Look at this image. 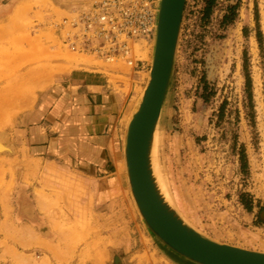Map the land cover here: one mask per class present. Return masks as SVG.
Segmentation results:
<instances>
[{
  "label": "rangeland",
  "instance_id": "374dc122",
  "mask_svg": "<svg viewBox=\"0 0 264 264\" xmlns=\"http://www.w3.org/2000/svg\"><path fill=\"white\" fill-rule=\"evenodd\" d=\"M77 1L26 0L17 12L15 31L11 28L0 33V78L14 71L9 65L22 63L26 67L65 61L76 65V72L87 67L105 69L103 74L113 94L109 95L110 106L124 96L128 114L110 133L101 157L104 166L88 171L97 178L89 181L94 192H104L111 201L109 230L105 231L108 239L73 240L78 248L77 261L184 263L147 229L130 192L125 166L128 105L139 104L149 82L154 41L135 47L134 67L61 52L53 31L38 29L48 20L66 18L87 6H74ZM139 81L144 82L141 87ZM136 85V97L131 101L128 97ZM158 128V165L182 220L213 242L264 253V0H187ZM0 141L16 146L21 137L19 132L6 131L0 133ZM57 151L59 159L66 153L60 146ZM0 160V180L5 184L13 180L9 198L15 211L21 167L17 159H5L8 163ZM67 167L73 174L77 170L65 162L61 171H69ZM78 184L82 182L61 178L57 197L62 191H75ZM9 232L4 229L0 237L7 239ZM11 241L0 240V264H13L6 259ZM17 249L23 257L38 256Z\"/></svg>",
  "mask_w": 264,
  "mask_h": 264
},
{
  "label": "crops",
  "instance_id": "0c3cea01",
  "mask_svg": "<svg viewBox=\"0 0 264 264\" xmlns=\"http://www.w3.org/2000/svg\"><path fill=\"white\" fill-rule=\"evenodd\" d=\"M91 2L78 0L74 6ZM25 3L26 0H0V33L11 28L15 31L17 12ZM9 67L14 71L7 78H0V133L19 132L21 141L15 142L16 146L9 143L13 157L3 153L0 159H17L21 172L15 211L10 206V195L6 199L8 219L1 204L3 192L0 193V235L10 229L9 238L0 240H14L9 242L6 259L13 264H87L78 263V248L73 240L108 239L105 231L109 230L111 209L106 194L95 193L91 188L89 181L97 178L88 171L104 166L101 157L114 126L128 114L127 100L122 96L117 105L110 106V82L103 74L105 69L99 67L76 72L77 66L65 61ZM143 83L139 81V87ZM137 88L128 97L131 101ZM137 105H128L129 117ZM59 146L66 151L61 159ZM65 162L76 167L74 174L69 167L71 173L61 171ZM65 177L82 184L57 197L56 186ZM100 206L105 208L99 211ZM20 240H29L27 244L31 246L22 249L38 256L23 257L17 249L23 242ZM105 253H109L108 248Z\"/></svg>",
  "mask_w": 264,
  "mask_h": 264
},
{
  "label": "water",
  "instance_id": "95a60500",
  "mask_svg": "<svg viewBox=\"0 0 264 264\" xmlns=\"http://www.w3.org/2000/svg\"><path fill=\"white\" fill-rule=\"evenodd\" d=\"M187 0H163L150 79L132 115L124 150L130 191L153 236L191 264H264V254L204 238L181 220L153 181L151 150L173 71ZM176 256V257H177Z\"/></svg>",
  "mask_w": 264,
  "mask_h": 264
},
{
  "label": "built area",
  "instance_id": "2783aa9c",
  "mask_svg": "<svg viewBox=\"0 0 264 264\" xmlns=\"http://www.w3.org/2000/svg\"><path fill=\"white\" fill-rule=\"evenodd\" d=\"M159 0H95L63 19L48 20L60 49L104 64L134 67L135 47L155 40Z\"/></svg>",
  "mask_w": 264,
  "mask_h": 264
},
{
  "label": "bare ground",
  "instance_id": "6f19581e",
  "mask_svg": "<svg viewBox=\"0 0 264 264\" xmlns=\"http://www.w3.org/2000/svg\"><path fill=\"white\" fill-rule=\"evenodd\" d=\"M162 2H163V0H159V2H158L157 25H156L155 40H154V46H153L154 47V50H153V58H154V54H155V47H156L157 36H158L159 18H160V13H161ZM170 82H171V80H170ZM169 86H170V83H169ZM143 93H144V91H142V94L141 95H143ZM163 107H164V105H163ZM162 111H163V109H162ZM130 119H131V117L129 118V121H130ZM160 120H161V117H160ZM160 120H159V123H160ZM129 121H128L127 127L129 125ZM159 123H158V127H159ZM158 127H157V130H156L155 135H154V139H153V143H152V150H151V166H152L151 169H152V174H153V181L156 184L157 189H158L159 193L161 194L162 198L175 211L176 215L182 220V218L177 213V210L172 205L171 199H170L169 194H168V191H167L168 189H167V187H166V185L164 183V180H163V177L161 175V171H160V168H159V165H158V155H157V152H156L157 151V146H158V143H159V132H158V129L159 128ZM3 153H9L10 155H13V151L10 148V145H9V143L7 141H0V154H3ZM125 166H126V162H125ZM1 173L4 174V171L2 170ZM0 181H1L0 187L2 186V191H3V196H4V198L1 200V204H2L3 209L5 210V214L4 215H5L6 219H8V217H9V211L8 210L9 209L7 207V204H6V199H7L8 195L10 194V192L12 190L13 180H11V182L8 183V184H5L4 183V180H2V178H1ZM147 229L149 230L148 227H147ZM197 233H199V232H197ZM6 236H7V238H9V235L8 234ZM28 241L29 240H25L24 242H19V246L21 248H23V249H28L31 246L30 244L29 245L27 244ZM161 246L163 248H165L162 244H161ZM243 250H245V249H243ZM246 251H249V250H246ZM257 253H262V252H257ZM262 254H264V253H262ZM176 256H174V257H176ZM176 258H179V257L177 256ZM179 259H181V258H179ZM181 260L184 263H181L180 262V264H191V262H188V261L183 260V259H181ZM118 262H119V260L116 259L115 260V263H118Z\"/></svg>",
  "mask_w": 264,
  "mask_h": 264
},
{
  "label": "trees",
  "instance_id": "16d2710c",
  "mask_svg": "<svg viewBox=\"0 0 264 264\" xmlns=\"http://www.w3.org/2000/svg\"><path fill=\"white\" fill-rule=\"evenodd\" d=\"M206 10H207V14L209 15V11H210V9H209V8H207ZM225 20H227V18H225ZM246 78H247V83H248V81H250V80H249V77H248V76H246Z\"/></svg>",
  "mask_w": 264,
  "mask_h": 264
}]
</instances>
